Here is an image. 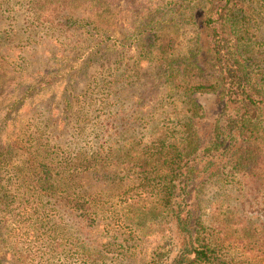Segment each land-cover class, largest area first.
<instances>
[{"label":"trees","instance_id":"1","mask_svg":"<svg viewBox=\"0 0 264 264\" xmlns=\"http://www.w3.org/2000/svg\"><path fill=\"white\" fill-rule=\"evenodd\" d=\"M37 1V21L53 26L60 9L83 8L106 19L120 0ZM177 1L169 11L164 9L169 0L146 2V21H140L136 38L138 58L150 62L168 94L185 103L179 124L150 143L136 138L117 142L115 136L124 134L105 126L107 141L55 145L66 147L61 156L53 155L51 142L44 143L40 136L49 129L50 119L35 131H14L13 144L0 126V232L5 233L0 234V249L15 252L18 262L31 264L30 259L43 260L56 252L64 236L59 217L49 214L50 204L63 202L87 231L100 229L104 220L111 221L106 226L115 231L114 224L129 215V226L135 224L136 229L142 221L160 220L166 231L150 264H264V226L243 214L245 204L239 207L220 198L207 213L202 199L205 189L225 174L264 193V77L257 69L248 0ZM178 22L193 28L188 55L176 50ZM110 38L101 41L106 43L104 58L116 51ZM4 64L0 59V70ZM29 90H22L14 101H24ZM117 95L112 90L103 104L113 103L118 107L112 111L115 122L125 121V105ZM209 95L216 96L220 110L210 131L203 132L200 121L206 111L199 97ZM119 168L150 207L138 196L114 202L116 196L107 188L123 181L112 171ZM60 205L55 210L62 214ZM87 234L79 237L83 247L77 251L86 253L94 244L86 241ZM6 255L0 264H8Z\"/></svg>","mask_w":264,"mask_h":264},{"label":"rangeland","instance_id":"2","mask_svg":"<svg viewBox=\"0 0 264 264\" xmlns=\"http://www.w3.org/2000/svg\"><path fill=\"white\" fill-rule=\"evenodd\" d=\"M149 1L120 0L106 19L83 8L64 12L60 9L58 20L50 26L37 21L40 8L37 0H0V59L5 61L0 70V126L5 127L4 138L8 144L14 143V131L31 127L35 131L38 125L46 124V119L51 120L47 124L49 129L45 128L40 136L44 143L51 142V153L60 156L66 153V147L63 150L54 148L55 145L72 147L75 142L94 145L96 140L107 141L105 126L113 129L112 133L124 134V137L115 136L117 142L136 138L150 143L166 129L180 123L187 110L185 103L168 94L150 62L138 58L136 29L145 16L142 6ZM177 3V0H169L164 9L176 8ZM246 8L253 25L251 38L257 45V69L264 77V0H248ZM69 17L72 19L67 20ZM145 21L143 19V24ZM177 24L176 50L180 56L188 55L193 45V28L181 22ZM107 36L111 37L108 42L116 43L113 49L116 51L104 58L106 43L101 41ZM28 88L31 90L24 101H14ZM112 90L124 102L125 121L115 122L112 111L118 107L113 103L103 104ZM199 102L206 111L200 126L203 132H208L220 107L215 95L199 97ZM95 129H99L97 139ZM112 171L123 178L121 184L107 188H112L110 193L116 196L114 202L138 196L141 204L148 203L150 207L148 199L139 194L133 182L126 180L120 168ZM225 175L227 177L215 181L203 192L207 213L218 199L227 198L239 207L245 204L243 214L264 226V193L251 190L236 175ZM62 203L51 202L49 214L59 217L63 242H59L61 245L55 253L46 255L43 260L30 259L31 264H150L152 252L165 235L166 228L160 220L142 221L136 229L135 224L129 226L130 215L123 217L120 225L114 224L115 231L109 230L106 225L111 221L106 220L100 222V229L87 231L81 220ZM59 205L63 215L55 210ZM126 213L122 211L121 215ZM1 233L5 234L4 230ZM86 233V241L94 244L86 253L77 251L78 246L83 247L79 237ZM14 254L0 249V257L6 255L8 264H22L24 259L18 262Z\"/></svg>","mask_w":264,"mask_h":264}]
</instances>
